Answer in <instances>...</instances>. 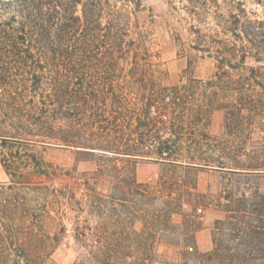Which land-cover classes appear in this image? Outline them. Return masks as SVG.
<instances>
[{
	"label": "trees",
	"instance_id": "obj_1",
	"mask_svg": "<svg viewBox=\"0 0 264 264\" xmlns=\"http://www.w3.org/2000/svg\"><path fill=\"white\" fill-rule=\"evenodd\" d=\"M141 1L0 0V142L62 146L95 158L93 171L66 172L52 188L32 185L17 161L0 159L10 179L0 181V264H49L45 242L32 236L53 216L46 202L39 213L27 207L20 193L26 188L50 192L51 206L87 207L72 228L85 251L74 264H188L186 256L157 257L155 240L159 231L173 232L171 215L183 202L198 206L207 198L195 193L199 171L234 183L214 199L222 215L213 222L209 249L197 253L198 264H264V140L247 147L249 127L264 116V20L249 19L239 0H184L191 17L201 22L210 15L215 28L191 24L192 43L176 34L177 42L212 58L215 70L206 79L191 75L167 85L159 53L139 21L131 22ZM213 109L224 114L219 136L207 129ZM29 158L33 175L57 174L40 155ZM142 160L161 164L171 179L160 177L155 190L138 182ZM103 175L114 191L127 189L134 204L164 198L162 212H152L140 230L122 226L103 235L88 221L100 214L95 182ZM19 211L31 216L25 225L14 221Z\"/></svg>",
	"mask_w": 264,
	"mask_h": 264
},
{
	"label": "rangeland",
	"instance_id": "obj_2",
	"mask_svg": "<svg viewBox=\"0 0 264 264\" xmlns=\"http://www.w3.org/2000/svg\"><path fill=\"white\" fill-rule=\"evenodd\" d=\"M239 1L244 4L249 19L264 20V0ZM124 6L130 10L133 9L130 2H125ZM187 10L184 0H142L140 10L131 13V22L138 20L140 29L147 33L148 46L151 51L159 53L160 69L163 71L162 79L167 85L177 84L182 77L191 75L206 79L215 70V61L212 58L190 48L182 50L177 42L176 34L186 46L192 43L193 36L188 31L191 24L199 26L202 30L215 28L212 16L207 15L203 21L198 22L189 15ZM189 58L192 64L187 67ZM223 119L224 114L221 109L211 111L207 129L212 136H219L222 133ZM249 131L250 140L247 147L259 148L261 146L259 144H263L260 143L261 140H264V116L256 117L249 127ZM32 153L40 155L45 166L57 174L52 178L33 175L32 171L35 165L29 158ZM4 156L17 161L19 169L30 174L28 181H31L32 185L41 183L50 188L58 187L66 172L78 175L90 173L95 169L93 156L77 153L75 149L62 146L46 147L43 150L38 143L20 146L0 142V159ZM136 168L138 182L149 185L153 190L158 186L160 177L166 180L171 179V172L157 162L142 160L137 163ZM194 179L197 184L195 193H206L207 198L201 201L198 206L183 202L175 209L171 215V223L174 225L173 232L159 231V236L155 240L157 257L180 260L182 256H186L188 264H198L197 253L204 252L210 247L213 222L222 215L221 210L215 207L214 199L218 195H224L225 190L231 189L234 181L230 182L227 177L210 171H199L197 175H193ZM0 181L4 185L10 183L9 176L1 166ZM113 182L106 175L97 179L95 186L102 197L99 204L100 214L88 219L92 226L100 225L103 235H108L110 231H118L122 226L140 230L152 212H162L164 198H155L154 202L148 198H142L139 203L134 204L133 196L127 192V189L124 191L113 190ZM259 185L261 191L264 192V177L259 180ZM20 193L27 199V207H34L32 208L34 212L39 213L40 205L46 202L47 208L50 209V214L53 216V220L44 223L41 227L36 225L38 234L32 236L33 239L40 238L45 242L43 251L45 261L49 264H74L77 262L85 251L75 241L72 228L76 219L78 221L84 219L87 207L82 204L84 210L79 212L69 208L64 202L58 206H51L50 200L53 199V195L50 192L42 193L36 189L26 188ZM5 195L6 193L3 196ZM76 196H81V189L78 190ZM118 198L124 199V201L121 202ZM197 207H201L202 211L197 212ZM58 208L60 213L52 210ZM30 220L31 216L24 212L19 211L14 215L17 225H25ZM3 222L4 220L0 216V227ZM93 239L89 236L86 240L92 243Z\"/></svg>",
	"mask_w": 264,
	"mask_h": 264
},
{
	"label": "built area",
	"instance_id": "obj_3",
	"mask_svg": "<svg viewBox=\"0 0 264 264\" xmlns=\"http://www.w3.org/2000/svg\"><path fill=\"white\" fill-rule=\"evenodd\" d=\"M196 210H197V212H201L202 208L201 207H197Z\"/></svg>",
	"mask_w": 264,
	"mask_h": 264
}]
</instances>
